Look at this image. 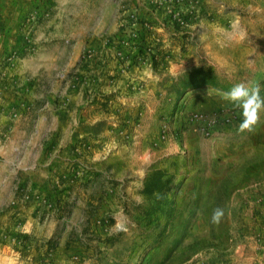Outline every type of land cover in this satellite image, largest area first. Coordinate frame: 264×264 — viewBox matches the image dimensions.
I'll return each instance as SVG.
<instances>
[{"label": "rangeland", "instance_id": "374dc122", "mask_svg": "<svg viewBox=\"0 0 264 264\" xmlns=\"http://www.w3.org/2000/svg\"><path fill=\"white\" fill-rule=\"evenodd\" d=\"M52 4L0 0V106L30 87L48 143L0 181V264H264V112L223 98L264 96V0Z\"/></svg>", "mask_w": 264, "mask_h": 264}, {"label": "crops", "instance_id": "0c3cea01", "mask_svg": "<svg viewBox=\"0 0 264 264\" xmlns=\"http://www.w3.org/2000/svg\"><path fill=\"white\" fill-rule=\"evenodd\" d=\"M110 1L55 0V5L52 4V7H55L52 12L54 21L62 20L66 10H69L68 12L76 18L90 9L87 15L93 16L92 7L100 6L101 2ZM115 1L112 0V2ZM36 109L32 106L30 87H26V92L18 96H11L0 106V177H2L0 181L2 182L6 176H13L17 178V185H23L28 178H32V170L46 155L48 144L45 141L46 117L40 115L37 117L38 120L34 118L33 114L38 111ZM4 186L10 187L5 183Z\"/></svg>", "mask_w": 264, "mask_h": 264}, {"label": "clouds", "instance_id": "9594fccd", "mask_svg": "<svg viewBox=\"0 0 264 264\" xmlns=\"http://www.w3.org/2000/svg\"><path fill=\"white\" fill-rule=\"evenodd\" d=\"M223 98L240 108L242 122L239 125V130L241 132L251 131L260 120L261 112H264V96H261L259 84L248 87L242 82L237 83L224 93ZM223 216L224 210L218 207L213 210L211 220L213 223H219ZM114 227L117 230H126L125 225L120 221H117Z\"/></svg>", "mask_w": 264, "mask_h": 264}]
</instances>
